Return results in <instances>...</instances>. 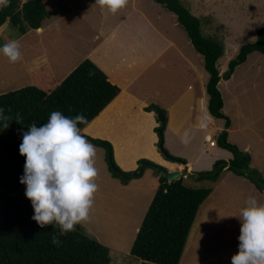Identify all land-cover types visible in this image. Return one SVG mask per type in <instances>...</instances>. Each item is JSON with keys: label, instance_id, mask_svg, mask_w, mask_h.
<instances>
[{"label": "rangeland", "instance_id": "1", "mask_svg": "<svg viewBox=\"0 0 264 264\" xmlns=\"http://www.w3.org/2000/svg\"><path fill=\"white\" fill-rule=\"evenodd\" d=\"M38 1L47 6L49 16L43 25L48 28L40 34L36 30L27 31L19 39L22 54L20 62L9 63L0 53V95L28 87L51 93L77 66L88 59L93 63L98 62L97 59H107L115 68L123 67L121 58L129 60V48L140 42V39L141 42H148L158 48L156 33L146 24H141L147 21L151 22L158 34L170 37L175 45L174 48L167 49L163 58L165 66H174V70L167 74V70L161 69L159 61L152 65L159 66L163 71L160 79L165 80L167 77L174 85L164 93L166 106L177 100L178 94L189 83L185 80L188 74L185 75L183 70L190 73V67L181 53L193 65L198 66L205 83L209 80L203 57L194 49L177 16L155 0H128L127 6L114 15L106 10L102 11L95 5V0ZM180 2L200 20L203 36L224 45L219 69L221 78L226 80L224 77L229 62L244 45L255 43L259 31L264 28V0ZM139 12L147 17V21L139 19ZM160 22H163L162 28L153 26ZM125 36L127 38L124 40ZM7 37L8 32L4 31L0 45L6 42ZM102 49H107L106 54L102 53ZM148 52L155 54L156 51L149 49ZM168 57L169 60L166 59ZM235 75L230 83L222 82L219 86L225 98L226 110L237 121L235 114L241 107L242 116L253 118V128L264 138V53L250 54L246 64L238 68ZM163 83L168 86L167 82ZM204 89L206 91V84ZM156 95L153 92L151 98H148L152 106L159 104L158 99L152 100ZM231 96L237 99L235 103H232ZM188 98L193 100L194 96L190 95ZM208 100L205 99V102L209 104ZM150 104L141 106V111L138 106L126 110L131 114L126 115L130 119L128 125L115 116H110L111 113H105L87 131L94 130L96 135L103 133L105 139L101 140L112 145L114 161L123 172L128 174L138 170L139 173L143 163L158 164L159 162H155L157 157L164 163L158 166L168 172L179 171L177 168L182 162H190L192 175L213 173L223 163L230 165L234 155L221 146L219 140L223 131L220 132V127L216 125L217 123L223 127L224 120L215 119L209 112L207 114L213 120V127L218 129L212 132L206 127L195 131L189 126H183L182 130L193 133L179 140L167 130V122L165 126L161 123L158 112L148 110ZM249 108L252 110L247 111ZM182 110L184 108L180 112ZM163 112L166 113L165 110ZM247 119L243 121H248ZM160 130H163L164 147L168 155L159 146ZM134 133L144 137L139 140ZM207 133L217 141L216 148L211 149L209 146ZM245 134L246 132H234L230 141L245 145ZM251 149L253 162L250 166L252 164V169L262 179L263 190L248 177H240L226 167L221 168V172L219 170L220 174L216 178L181 176L186 187L207 189L211 193L198 210L179 264H231V256L238 251L240 209L246 206L249 196L256 197L259 203L264 204V143L260 144L255 140ZM97 150L96 166L99 174L96 182L99 189L95 193L91 220L86 225H76V228L82 233L86 227L92 229L91 237L110 249V264H139L140 260L131 254V248L159 189L162 176L154 168L145 166L141 177L124 182V178H116L111 173L106 150L100 147Z\"/></svg>", "mask_w": 264, "mask_h": 264}, {"label": "trees", "instance_id": "2", "mask_svg": "<svg viewBox=\"0 0 264 264\" xmlns=\"http://www.w3.org/2000/svg\"><path fill=\"white\" fill-rule=\"evenodd\" d=\"M155 1L177 16L194 49L203 57L204 68L209 74L206 87L208 110L214 118L225 120L227 130L230 120L222 111L224 101L218 88L221 81L219 60L224 55V45L202 35L200 20L180 0ZM48 16L41 1L32 0L21 5L20 0H10L8 7L0 9V27L9 20L22 36L30 29H39ZM254 52L264 53V28L259 31L255 43L244 45L229 62L225 78L230 79L235 69ZM119 93L120 89L97 65L85 60L51 93L28 87L0 95V108L13 119L6 129L0 122V264L111 263L110 249L85 236L80 229L61 236V243L56 246L51 242V234L58 232V228L46 226L42 229L31 219L34 210L25 196L26 186L20 183L26 158L20 155L19 146L22 143L21 133L28 131L33 122L37 127L46 123L53 111H60L67 117L83 113L89 122L78 127L84 130ZM149 109L160 111L157 106ZM17 113L23 118L21 123L15 120ZM226 130L221 133L219 142L234 155L228 169L238 176L248 177L263 190L262 179L250 167L251 156L228 142ZM86 138L106 150L107 162L114 177L124 178L125 182L124 175L129 177L128 181L143 175L144 170L140 175L138 170L128 174L123 172L114 161L113 147L108 141ZM155 166L158 165L149 162L147 167ZM183 183V178L175 182L161 178L159 189L131 248V254L140 260L139 264L180 263L198 210L211 193L207 189L186 187Z\"/></svg>", "mask_w": 264, "mask_h": 264}, {"label": "clouds", "instance_id": "3", "mask_svg": "<svg viewBox=\"0 0 264 264\" xmlns=\"http://www.w3.org/2000/svg\"><path fill=\"white\" fill-rule=\"evenodd\" d=\"M9 4L10 0H0V9ZM127 4L128 0H95L102 11L113 15ZM4 31L8 32V37L0 45V53L9 63H18L22 54L16 29L6 23L0 28V32ZM22 119L17 113V123ZM11 120L0 108L3 128L6 129ZM88 122L83 113L67 117L60 111H53L46 123L37 127L33 122L28 131L21 133L19 153L26 160L20 183L26 186L25 196L34 210L31 219L42 229L46 226L58 228V232L51 234V242L56 246L60 245L61 236L91 220L95 193L99 189L96 182L98 150L78 127ZM201 126L206 124L202 121ZM184 135L187 137L188 132ZM239 221L238 251L231 256V264H264V204L249 196L246 206L240 209ZM84 235L90 238L92 229L86 227Z\"/></svg>", "mask_w": 264, "mask_h": 264}, {"label": "crops", "instance_id": "4", "mask_svg": "<svg viewBox=\"0 0 264 264\" xmlns=\"http://www.w3.org/2000/svg\"><path fill=\"white\" fill-rule=\"evenodd\" d=\"M25 2H27V1L20 0L21 5L24 4ZM133 4H136V3L134 2ZM138 15H139L138 17L140 20L147 21V17L143 13L139 12ZM160 19H161V15H159V20ZM43 22H42L41 27L39 29H30L28 32H30L32 30H36V31H38L39 34L43 33L48 28V26L45 27V24L43 25ZM6 23L10 24V26L12 28H14L11 25L9 20ZM6 23H4V24H6ZM162 23L163 22H160L159 24L155 23V25L153 23L152 24H153V26H156L157 28H162L163 27ZM141 24H146L156 33L155 36L158 38V44H157L158 48L150 45L148 42H141V39L139 38L140 42L134 44L133 46L131 45V47L129 48V51H130L129 60H125L123 57L121 58V62L123 63V65L125 67L123 66V67L115 68L114 65L111 64L107 59L106 60L97 59L98 62L93 60L95 62L94 64L97 65L106 74V76L108 77V80L113 85L117 86L120 89V93L104 109V111H102V113L98 117H96L87 127L84 128L83 134L84 135L86 133L92 134L93 135L92 137L88 134L85 136H89L93 139H98V138L100 140L105 139L103 133H97L96 132L97 133V135H96L94 133V130L87 132L89 130V128H91L93 126L92 124L95 121H97V119H99L105 113H107V114L111 113V114H109L110 116H115L116 118H118V120H120L123 123H126L128 125L130 122V119L126 115L131 116V114L126 112V110L130 109L133 106L141 107V106H144V104H150L148 98H151V94L153 92H156L157 95L155 97H153L152 100L158 99L159 104H156L155 106H157V107L159 106L160 111H162V112H163V110L166 111V113L164 112L166 114V122H167L166 127H167V130L174 137L179 138V140L182 137L186 138L184 135L185 129L182 130L183 126H189V128H192L195 131L196 130H203V129H206V127H207V130L214 132L218 128L213 127L214 126L213 120H212V118H210V116H209L210 113H209L208 108H207L208 103L205 102V99L208 100L209 97L207 94V90L205 91V89H204V84H206V87H207L208 82L205 83V79L200 74V71L197 69L198 66L193 65L191 63L190 59L185 57L182 53H181V55L183 56V59L188 64V67H190V70H189L190 73H188V71L185 72L183 70L185 75L188 74V77L187 78L185 77V80H187L189 83L184 87V89L181 91V93L178 94V99L174 100L173 102H169L166 106V103L164 102V100L166 98L164 93H165V91L171 90L170 87L174 86V85L171 84L172 82L169 79H167V77H165V80L160 79V78L163 75V71H162L163 69L167 70V74L169 73L170 70L175 69L174 66L166 67L165 64L163 63V58L166 54L167 49L169 47L174 48L175 45H174V42L171 41L170 37H167L165 34L164 35L158 34L156 32V30L151 26V22H149V21L141 22ZM3 25L0 28H2ZM2 33H4V32H0V43H2V40H1L2 39ZM26 34L21 36L20 34H18V32H16V35L19 39L22 38L23 36H25ZM126 38H127V36H125L124 40ZM163 45H165V47L161 48V46H163ZM167 45H168V47H167ZM149 49L155 50L156 51L155 54H150L148 52ZM106 50L107 49H102V53L106 54ZM166 59L169 60V57ZM247 60H248V58H247ZM247 60H246V62H247ZM158 61L161 65L162 70L159 68V66H155V67L152 66L154 63H157ZM246 62L243 63L242 65H239L238 68H240L241 66L246 64ZM238 68L235 69V71H234V73L230 79L225 80V79L221 78V81L218 85V88L222 82H226L227 84L230 83V81H232V79L235 78V76H236L235 74H236V71ZM208 76H209V74H208ZM163 82H167L168 86H166L165 83H163ZM227 87L229 88V86H227ZM164 89H166V90H164ZM190 95L194 96L193 100H189L188 96H190ZM222 97H223V101H224V107H223L222 111H223L224 115L230 120V126L226 130L224 127L225 123H224L223 127L217 123H216V125L218 127H220L219 128L220 132L225 131V130L228 132V142L230 144H232V145L234 144L241 151L247 152L251 156V163H252L253 162V158H252L253 153H252V149H251L252 143H253V141L256 140L260 144H263L264 138H263V136H261L256 131V129L253 128L252 125H253V123H255L253 118L247 119L244 115L242 116L243 110L241 107L238 108V111L235 114V116L237 117V121L234 120V116L230 115L229 111L226 110L224 95H222ZM231 98H232V103H235L237 101V99L234 96H231ZM150 107H152L151 104L149 105L148 108H150ZM181 108H184V110H182V112H180ZM141 110H142V107L140 108V111ZM150 110L160 112V111H157L155 109H150ZM249 110H252V109L249 108L247 111H249ZM207 113H209V114H207ZM121 118H124V120H122ZM243 119H247L248 121H246V120L243 121ZM217 120H223V119H217ZM202 121L206 124V126H203V127L201 126ZM187 122H188V125H185ZM234 132H237L240 134L246 132L247 135L245 134V136L247 139H246L245 145H242L240 143H233L232 141H230L231 135ZM192 133L193 132L189 131L188 136H189V134H192ZM134 134H136V133H134ZM206 136L212 137V135H210V133H207ZM143 137L144 136H138L136 134V138L139 140H142ZM141 143H143V141H141ZM216 147H214V148H216ZM211 149H213V148H211ZM155 162H157V163L159 162L158 164H164L160 161V159L158 157L155 158ZM158 164H156V165H158ZM251 166H252V164H251ZM229 167H230V165H228L226 168L228 169ZM177 170H179L181 172L183 171L182 173L183 174L185 173L184 177L197 178L191 174V163L190 162L185 163V164H181L177 168ZM174 171H176V170H174Z\"/></svg>", "mask_w": 264, "mask_h": 264}, {"label": "water", "instance_id": "5", "mask_svg": "<svg viewBox=\"0 0 264 264\" xmlns=\"http://www.w3.org/2000/svg\"><path fill=\"white\" fill-rule=\"evenodd\" d=\"M158 117L159 120L161 121V123L165 126L166 124V114L162 111L158 112ZM160 134H161V140L159 142V146L161 151L165 154L168 155L165 147H164V139H163V130H160ZM211 136H208V141L210 140ZM181 163V162H180ZM149 163H143L142 165V169L141 172H139L138 174L140 175L142 173V171L144 170L145 166H148ZM182 164H185V162H182ZM227 167L226 164H220V166H218L217 168H215L213 173L210 174H200V175H194L197 178H202V177H214L216 176V174L219 172V170L221 168ZM154 169L156 170V172L158 174H160L164 179L168 180L169 182H175L177 180H179L181 178V176L183 175V173L181 171H174V172H168L166 169L161 168L159 166H155ZM185 174V173H184ZM126 180H128V176H124Z\"/></svg>", "mask_w": 264, "mask_h": 264}, {"label": "built area", "instance_id": "6", "mask_svg": "<svg viewBox=\"0 0 264 264\" xmlns=\"http://www.w3.org/2000/svg\"><path fill=\"white\" fill-rule=\"evenodd\" d=\"M209 142V146L211 148L215 147L217 145V142L214 138L210 137V140L208 141Z\"/></svg>", "mask_w": 264, "mask_h": 264}]
</instances>
